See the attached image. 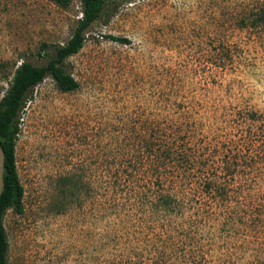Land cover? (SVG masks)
I'll list each match as a JSON object with an SVG mask.
<instances>
[{
  "label": "rangeland",
  "instance_id": "rangeland-1",
  "mask_svg": "<svg viewBox=\"0 0 264 264\" xmlns=\"http://www.w3.org/2000/svg\"><path fill=\"white\" fill-rule=\"evenodd\" d=\"M260 4L264 0H105L83 47L67 59L79 87L60 91L47 76L20 113L15 154L24 209L4 217L8 264H115V233L139 222L116 218L115 191H104L102 168L115 166L123 131H137L153 116L182 114L166 104L242 100L264 114V34L234 25ZM80 16V0H0V97L15 67L45 64L41 45L65 43ZM230 34L239 48L216 76L215 38ZM261 171L264 203V164ZM239 236L231 232L228 245L240 244L245 260L263 262V250L255 248H264V238Z\"/></svg>",
  "mask_w": 264,
  "mask_h": 264
},
{
  "label": "trees",
  "instance_id": "trees-1",
  "mask_svg": "<svg viewBox=\"0 0 264 264\" xmlns=\"http://www.w3.org/2000/svg\"><path fill=\"white\" fill-rule=\"evenodd\" d=\"M80 3L81 16L68 40L43 43L46 63L22 61L0 97V264H8L5 214L9 209L17 213L24 209V186L15 154L20 113L34 87L47 76L60 91L79 87L67 70V59L83 47L86 29L100 16L105 0ZM234 25L264 34V4L245 9ZM230 35L231 39L228 35L215 38L216 76H220V68L233 64L234 49L239 48ZM105 37L129 42L117 35ZM169 104L167 110H181L182 114L153 116L137 131L134 127L129 134V130L123 131L120 144L124 148L115 153V166L102 168L104 191H115L116 218L127 225L139 222L115 233V264H264L245 260L240 244L235 249L228 245L231 232L247 242L264 238V203L259 194L264 114L242 100ZM130 145L133 149H126ZM117 194L126 199H118ZM258 249L264 252V248Z\"/></svg>",
  "mask_w": 264,
  "mask_h": 264
}]
</instances>
